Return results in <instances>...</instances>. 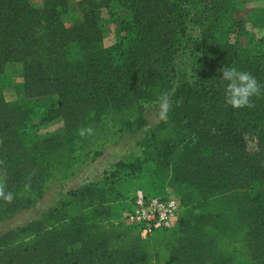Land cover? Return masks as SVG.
Instances as JSON below:
<instances>
[{
  "label": "trees",
  "instance_id": "obj_1",
  "mask_svg": "<svg viewBox=\"0 0 264 264\" xmlns=\"http://www.w3.org/2000/svg\"><path fill=\"white\" fill-rule=\"evenodd\" d=\"M78 7L82 20L68 26L69 0H0V176L16 194L10 204L0 200V224L71 182L81 164L143 133L145 113L163 93L172 107L139 139L141 157L0 234V264H264V92L255 107L234 109L221 79L222 68L235 67L264 88V36L253 32L264 29V6L249 24L236 0H80ZM104 11L119 21L111 46ZM10 63L23 65L22 82L6 79ZM51 96L53 108L42 101ZM58 119L62 132L39 134ZM81 127L93 134L81 137ZM123 179L141 182L148 196L179 197L176 227L152 241L124 226L135 194L116 188Z\"/></svg>",
  "mask_w": 264,
  "mask_h": 264
},
{
  "label": "rangeland",
  "instance_id": "obj_2",
  "mask_svg": "<svg viewBox=\"0 0 264 264\" xmlns=\"http://www.w3.org/2000/svg\"><path fill=\"white\" fill-rule=\"evenodd\" d=\"M42 2L43 0H34V3L39 6H41ZM236 5L239 16L242 19L247 20L249 24L251 20L261 16L262 12L260 11H261V7L264 6V0H236ZM103 16L106 19V23H105L106 32L104 36V45L111 46L115 44L118 40L116 30L119 26V21L116 20L115 18H109L106 11L103 12ZM80 20H82V13L79 7L75 11L71 8V13L65 17V22L68 26ZM253 32H255L257 37L264 36V29L260 31L253 29ZM192 34L193 36H198V31L193 30ZM123 35L125 34L123 33L122 36ZM194 49L195 46L191 45L189 46V49H185L186 51L184 52L187 53L188 50H194ZM183 50L180 51L178 56L180 57L182 56V54L184 53ZM23 69H24L23 65L19 63L7 64L6 79L11 80L13 83L22 82L24 77ZM2 81L3 79H1V82ZM14 95L15 94L11 90L6 91V98L9 101L17 100L16 96ZM42 101L46 102L52 108L57 106V97L55 96L44 98ZM159 111H160V101L150 105L145 113L146 120L148 121V126L146 127L143 133H141L137 137L129 136L125 138L119 145L108 148L105 151L104 155L98 158L95 162H92L87 166L81 164L79 166L80 168L79 175L75 177L71 182H69L64 186H51L47 191V193L45 194V196L43 197V199L39 201L34 207L16 215L14 218H12L9 221L0 224V234H3L8 230L15 229L19 226H24L31 221L39 219L42 213L49 210L51 207L55 206L60 200L70 199L71 192L78 190L83 185L90 183L103 184L105 182V179L110 176V173L115 169V166L119 162L128 163L132 155L136 157H141L143 149L139 145V139L142 138L143 136H149L150 128L162 121L159 118ZM62 130H63V122L61 119H58L40 127L39 134L41 136H44L46 134L53 132H62ZM254 144L253 143L250 144L251 150L255 148ZM140 185L141 182H139L138 180L125 181V179H123L121 184H116V188H118V190H120L124 194L125 198L130 199L132 198V196H134L136 191L139 189ZM182 213H183V206L180 215ZM119 222L116 221L117 224H119ZM121 222H123L124 226H127L124 223L123 218L121 219ZM121 232L123 236L122 237L123 243H125L128 240V238L126 236V232L124 228L122 229ZM165 234L166 232L160 234L159 236L150 238V240L152 241L159 240Z\"/></svg>",
  "mask_w": 264,
  "mask_h": 264
},
{
  "label": "built area",
  "instance_id": "obj_3",
  "mask_svg": "<svg viewBox=\"0 0 264 264\" xmlns=\"http://www.w3.org/2000/svg\"><path fill=\"white\" fill-rule=\"evenodd\" d=\"M182 204L179 197L167 190V198L148 196L138 189L129 208L124 212L123 221L127 226L139 229L143 239L153 237L163 230L176 227Z\"/></svg>",
  "mask_w": 264,
  "mask_h": 264
},
{
  "label": "clouds",
  "instance_id": "obj_4",
  "mask_svg": "<svg viewBox=\"0 0 264 264\" xmlns=\"http://www.w3.org/2000/svg\"><path fill=\"white\" fill-rule=\"evenodd\" d=\"M222 71V81L226 82L225 85V102L234 109L241 108H253L254 97H258L264 92L261 84L258 80L247 71H240L235 67H224ZM178 105L181 101L176 102ZM172 103L170 95L165 92L160 96V111L159 118L167 121L168 113L171 110ZM93 129L81 127L79 129V135L84 137L85 135H92ZM2 143V141H0ZM31 188L30 181L24 185V190L29 191ZM16 197V194L11 191H6V183L4 178L0 176V200L5 203H12Z\"/></svg>",
  "mask_w": 264,
  "mask_h": 264
},
{
  "label": "crops",
  "instance_id": "obj_5",
  "mask_svg": "<svg viewBox=\"0 0 264 264\" xmlns=\"http://www.w3.org/2000/svg\"><path fill=\"white\" fill-rule=\"evenodd\" d=\"M79 0H69V3H70V7L75 11L76 9H78V6H77V2ZM11 64V63H10Z\"/></svg>",
  "mask_w": 264,
  "mask_h": 264
}]
</instances>
